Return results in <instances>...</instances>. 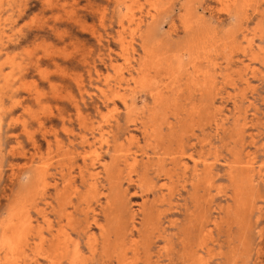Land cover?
<instances>
[{
	"label": "rangeland",
	"instance_id": "rangeland-1",
	"mask_svg": "<svg viewBox=\"0 0 264 264\" xmlns=\"http://www.w3.org/2000/svg\"><path fill=\"white\" fill-rule=\"evenodd\" d=\"M93 147L123 263L83 213ZM66 233L80 264H264V0H0V264H68Z\"/></svg>",
	"mask_w": 264,
	"mask_h": 264
},
{
	"label": "bare ground",
	"instance_id": "bare-ground-1",
	"mask_svg": "<svg viewBox=\"0 0 264 264\" xmlns=\"http://www.w3.org/2000/svg\"><path fill=\"white\" fill-rule=\"evenodd\" d=\"M192 18V17H191ZM189 22V21H188ZM145 51V50H144ZM146 63H143V66H147L148 64H150V62L148 63V61H152V60H154V58H155V55L154 54H152V52L150 51V50H146ZM145 57V56H144ZM148 68H150V67H148ZM143 70V69H142ZM149 71V70H148ZM146 75H147V73H146ZM145 75V76H146ZM147 77V76H146ZM146 77H143V80L144 81H146ZM126 105V108H129V106H128V104L126 103L125 104ZM179 113V112H178ZM141 123V125H142V127H144V131H145V128H146V126H145V124L141 121L140 122ZM147 129V128H146ZM66 133V132H65ZM103 133V132H102ZM104 134V133H103ZM102 136V135H101ZM103 137H105V136H103ZM115 140V139H114ZM47 141V140H46ZM50 142V141H49ZM102 142V141H101ZM104 142V141H103ZM83 143V142H82ZM108 145V144H107ZM90 146V145H89ZM101 147V146H100ZM159 148V147H158ZM167 149V148H166ZM92 151H89L90 153H88V154H86L82 159L85 161V160H89L90 161V163H89V166H86V173L83 175V178H82V181H83V183L84 184H86L87 186H88V193H87V195L85 196V205H86V207H85V210H84V215L86 214V215H88V213L89 212H92L93 213V216H92V221H91V223L90 224H94L95 226H97V228H98V230H99V232H100V238H101V244H102V248L104 249V250H106V251H108V249L110 248L109 247V245L113 242V238H112V236L115 238L114 239V243H117L118 242V240L120 239V238H118V235H119V233H120V231H121V224H120V220L118 219V217L117 216H115V215H113V216H111L110 218H109V220H108V222H106L105 224H102V223H99V221H98V219H97V213H95L96 212V209H94V208H92V200H94V199H96L97 200V202L99 201V199L101 198V196L102 197H104V198H106L107 200L105 201V204H104V206H102L101 205V208L102 209H106V208H110L111 210H113L115 207H116V202H117V198L118 197H116V196H112V197H110V198H108L107 197V195H104V192H100V190H99V183H100V176H101V172H98V170L97 171H95L94 169H95V167H96V165L98 164L99 166H101L100 168H102V172H104L106 175H107V177H109V176H112L110 173H111V168L109 167V166H106V165H102L101 164V161L99 160V151H98V148L97 147H93V149H91ZM87 151V150H86ZM124 151V150H123ZM102 153V152H101ZM83 154V153H82ZM193 154V153H192ZM121 155H123L122 153H121ZM78 156H79V154H78ZM82 156V155H81ZM178 156V155H177ZM72 157H73V155H72ZM71 157V158H72ZM76 157V156H75ZM131 157V156H130ZM125 158V157H124ZM129 158V157H128ZM70 159V158H69ZM174 158H172L171 157V160H173ZM52 160V159H51ZM72 160V159H71ZM216 160V159H215ZM48 161H50V160H48ZM164 161V160H163ZM124 162H128V160H125ZM235 162H237L236 160H235ZM137 163V161H136V159H134L133 160V163H131L130 164V166H134L135 164ZM194 165H197L196 163H197V160H194ZM199 163H200V161H199ZM205 163V162H204ZM86 164V163H85ZM114 164H115V162H114ZM172 165H173V163H172ZM199 165V164H198ZM237 165V164H236ZM71 166H72V164H71ZM70 166V167H71ZM163 166V165H162ZM204 166L206 167L205 168V172H207L208 173V171H211V167H212V163H208V162H206L205 164H204ZM73 167V166H72ZM56 168V167H55ZM80 168V167H79ZM78 168V169H79ZM184 168L186 169L187 168V166H185L184 165ZM81 169H83V168H81ZM85 169V168H84ZM195 169V168H194ZM69 170V169H68ZM120 170V169H119ZM65 171V170H64ZM79 171H81V170H79ZM84 171V170H83ZM121 171V170H120ZM119 171V172H120ZM137 171H138V169H137ZM113 172V171H112ZM115 172H117V171H115ZM161 172V171H160ZM159 172V173H160ZM204 172V173H205ZM67 173H70V172H67ZM80 173V172H79ZM103 173V174H104ZM121 173V172H120ZM64 174V173H63ZM116 174V173H115ZM117 174H119L118 172H117ZM137 174V173H136ZM143 174H145V173H143ZM155 174H157V171L155 172ZM162 174V173H161ZM105 175V176H106ZM125 175V174H124ZM139 175H141V174H139ZM70 176V175H69ZM165 176H166V178H168V180H170L171 182H172V179H173V176L168 172V173H165ZM66 177V176H65ZM106 177V178H107ZM135 177V176H134ZM147 177V176H146ZM202 177V176H201ZM71 178V177H70ZM69 178V179H70ZM103 178V177H102ZM113 178H114V176H113ZM125 178V177H124ZM139 178H140V176H139ZM139 178H137V179H139ZM142 178V177H141ZM145 178V177H144ZM66 179H68V178H66ZM146 179V178H145ZM150 179V178H149ZM210 179V178H209ZM214 179V178H213ZM114 180V179H113ZM143 179H139V182L140 181H142ZM199 181H200V178L198 179ZM205 180V179H204ZM208 180V179H207ZM212 179H210V180H208L207 182L209 183V184H207L208 185V187H210V186H212V181H211ZM73 181V180H72ZM127 181V180H126ZM129 181H132V177L129 175ZM144 181H146V180H144ZM150 182H151V180H149ZM47 182V181H46ZM69 182H70V180H69ZM115 182V181H114ZM138 182V181H137ZM108 183V182H107ZM118 183H120V182H118ZM127 183H128V181H127ZM141 183V182H140ZM206 183V182H205ZM68 185H69V183H67ZM121 184H122V182H121ZM139 184V183H138ZM145 184V183H144ZM64 185V184H63ZM100 185H103V184H100ZM117 185V184H116ZM134 185V184H133ZM137 185V184H136ZM141 185V184H140ZM150 185H151V183H150ZM244 185V184H243ZM48 186V185H47ZM61 186V185H60ZM67 186V185H66ZM65 186V187H66ZM70 186V185H69ZM139 186V185H138ZM147 186V185H146ZM163 186L164 187H166L167 186V190H168V192L169 191H171V186L168 184V183H164L163 184ZM49 187V186H48ZM64 187V188H65ZM110 188H111V186H109ZM108 187V188H109ZM117 187L118 188H120V185H117ZM134 187V186H133ZM64 188H62V189H64ZM73 188V187H72ZM85 188H86V186H85ZM102 188V187H101ZM67 190H68V188H66ZM103 189V188H102ZM117 189V188H116ZM115 189V190H116ZM238 189V188H237ZM58 190H60V189H58ZM115 190H113V193H114V191ZM119 189H117L116 191H117V193H118V195L119 196H121V195H123L122 194V192L120 191V194H119V191H118ZM145 190H146V187H145ZM149 190H151V189H149ZM148 190V191H149ZM39 191V190H38ZM45 191V190H44ZM64 191H66L65 189H64ZM139 191V190H138ZM245 191V190H244ZM28 192H30V191H27V193ZM40 192V191H39ZM41 192H42V190H41ZM140 192V191H139ZM146 192V191H145ZM172 192V191H171ZM46 193V192H45ZM57 193V192H56ZM65 193H67V191L65 192ZM74 194H76V192H73ZM236 193V192H235ZM63 194V193H62ZM61 194V195H62ZM114 194H116V193H114ZM143 194V193H142ZM240 194V193H239ZM246 194V193H245ZM30 194H28V196H29ZM65 195V194H64ZM71 195V194H70ZM73 195V194H72ZM117 195V194H116ZM167 195V194H166ZM172 195V194H171ZM65 196H67V195H65ZM108 196H110V195H108ZM237 196V195H236ZM236 196H234V197H236ZM44 197V196H43ZM233 197V196H232ZM233 197V198H234ZM237 198V197H236ZM27 199V198H26ZM39 199V198H38ZM37 199V200H38ZM119 199V198H118ZM58 199H56V201H57ZM235 200V199H234ZM22 201H24V200H22ZM30 201V200H29ZM43 201V200H42ZM119 201L121 202V199H119ZM28 202V201H27ZM60 202V201H59ZM69 203L68 204H70L71 203V199H70V201H68ZM21 204L19 205L18 204V206H16L17 208H14L15 210H13L12 212H11V219H10V221H9V223H8V226H7V229H11L12 228V226L13 225H16L15 223L16 222H19L20 221V215H22V213L24 212V210L26 209V201H24V203L23 202H20ZM34 203V202H33ZM58 203V202H57ZM123 203H124V201H123ZM65 204V203H64ZM33 205H35V204H33ZM124 205H126V204H124ZM143 205H144V202H143ZM48 206V205H47ZM58 206V205H57ZM140 206H142V205H140ZM120 207H121V205H120ZM124 207V206H123ZM68 208V207H67ZM117 208H119V207H117ZM116 209V208H115ZM114 209V210H115ZM53 210L54 209H52L51 211L53 212ZM149 210V209H148ZM55 211V210H54ZM56 211H57V209H56ZM102 211V210H101ZM105 211V210H104ZM104 211H102V213H104ZM143 211V210H142ZM65 212V211H64ZM69 211H67V213H68ZM55 213V212H54ZM61 213V212H60ZM91 213V214H92ZM235 213V212H234ZM238 213V212H237ZM105 214H106V212H105ZM107 214H108V212H107ZM106 214V215H107ZM56 215V214H55ZM60 215V214H59ZM70 216V215H69ZM74 216V215H73ZM90 216V215H89ZM105 216V215H104ZM56 217V216H55ZM63 217V216H62ZM60 218V217H59ZM106 218H107V216H106ZM45 219V218H44ZM86 219V218H85ZM19 220V221H18ZM22 220H24V219H22ZM31 220V219H30ZM49 220V219H48ZM51 220V219H50ZM60 219H58L57 221H59ZM88 220V219H87ZM25 221V220H24ZM52 221V220H51ZM50 221V222H51ZM71 221V220H70ZM77 222H80V221H78V220H76ZM84 221H86V220H84ZM49 222V221H48ZM89 222V221H88ZM147 222V221H146ZM31 223V222H30ZM22 224V223H21ZM57 224V223H56ZM82 224V223H81ZM246 224H247V222H246ZM19 225H20V222H19ZM43 226H44V224H42ZM51 225V224H50ZM174 225H176L175 223H174ZM22 226H23V224H22ZM89 226V225H88ZM146 226V225H145ZM246 226V225H245ZM47 227V226H46ZM49 227V226H48ZM53 227H55V226H53ZM57 227V226H56ZM85 227H87V226H85ZM84 227V228H85ZM151 227V226H150ZM50 228V227H49ZM133 228H134V225H133ZM243 228V227H242ZM14 229V228H13ZM25 229V228H24ZM58 229V228H57ZM124 229V228H123ZM125 229H127V227L125 226ZM15 230H17V229H15ZM56 230V229H55ZM86 230V229H85ZM26 231H27V229H26ZM30 231V230H29ZM83 232H84V230H82ZM124 231V230H123ZM133 231V229L131 230V232ZM140 232H141V230H139ZM146 231V230H145ZM152 231V230H151ZM244 231V230H243ZM12 232V231H11ZM154 232V231H153ZM156 232V231H155ZM26 232L24 231V234H25ZM52 233V232H51ZM56 233V232H55ZM124 233V232H123ZM127 233V232H126ZM10 236L12 235V234H10V233H8ZM24 234H22V235H24ZM41 234V233H40ZM53 234V233H52ZM57 234H59V233H57ZM125 234V233H124ZM129 234H131V233H129ZM26 235V234H25ZM83 235V234H82ZM99 235V234H98ZM159 235H161L162 236V234L160 233ZM210 235V234H209ZM13 236V235H12ZM15 236V235H14ZM42 237H43V235H41ZM65 237H64V240H63V243H62V247H61V252H62V254L65 256V257H67V259H68V264H80L81 263V261H83V260H81V254H80V252H79V248H78V246H77V244H74V246H73V241H75V240H73L72 239V237H71V235L69 234V233H66L65 235H64ZM85 236H86V234H85ZM84 236V237H85ZM121 236H122V233H121ZM120 236V237H121ZM149 236V235H148ZM20 237H22V236H20ZM24 237H26V236H24ZM23 237V238H24ZM40 237V236H39ZM49 237V236H48ZM77 237V236H76ZM99 237V236H98ZM27 238V237H26ZM81 238V237H80ZM86 238V237H85ZM94 239V241L96 242V241H98L97 240V238L96 237H94L93 238ZM167 239V238H166ZM22 240H25V238L24 239H22ZM56 240V239H55ZM14 241L15 240H11V238H6L4 241H3V243L1 244V246L2 247H4V246H8V247H14V251H16L15 250V248H17V245H15L14 244ZM51 241H53V239L51 240ZM54 242V241H53ZM76 242H78V240L76 241ZM132 241H130V243H131ZM137 242V241H136ZM167 242H168V240H167ZM16 243V242H15ZM40 243V242H39ZM125 244L124 243V241H120L119 242V244H117L116 245V248L113 250V251H108V253H107V257L109 256V257H113V256H117L118 258H119V260L121 261V263H123V262H125L126 260H127V256H128V250L130 249V250H132V252H134V253H138V251L140 250V245H137V243H135V242H132V244ZM14 244V245H13ZM18 244V243H17ZM42 244V243H41ZM40 244V245H41ZM72 244V245H71ZM88 244V243H87ZM167 244V243H166ZM229 244V243H228ZM13 245V246H12ZM38 245V244H37ZM128 245H129V247H128ZM0 246V247H1ZM45 246V245H44ZM53 246V245H52ZM52 246H50V247H52ZM71 246H73L72 247V249H71ZM111 246V245H110ZM133 246V247H132ZM165 246H167V245H165ZM20 246H18V248H19ZM36 247V246H35ZM88 247V246H87ZM99 247V246H98ZM22 248V247H21ZM53 248V247H52ZM100 248V247H99ZM167 248V247H166ZM20 249V248H19ZM37 249V248H36ZM48 250H50L49 249V247L47 248ZM101 249V248H100ZM168 249V248H167ZM170 249V248H169ZM96 250V248L94 247L93 248V250L92 251H95ZM141 251V250H140ZM168 251V250H167ZM12 252V251H11ZM38 252V251H37ZM155 252V251H154ZM93 254H94V252H93ZM221 254V253H220ZM5 255H7V254H5ZM50 256H51V254H49ZM103 255V254H102ZM47 256H48V254H47ZM141 256V255H140ZM37 257V256H36ZM95 257V256H94ZM38 258V257H37ZM51 258H53L52 256L50 257V259ZM99 258V257H98ZM38 260V259H37ZM41 260V259H40ZM59 260V259H58ZM97 260V259H96ZM48 261V260H47ZM50 261H52V260H50ZM87 261V260H86ZM128 261V260H127ZM134 261V260H133ZM132 260L130 261L131 263L133 262ZM139 261V260H138ZM39 262V261H38ZM90 262V261H89ZM111 262V261H110ZM43 263V262H42ZM48 263H49V261H48ZM51 263H53V262H51ZM120 263V264H121ZM41 264V263H40ZM46 264V263H45ZM83 264V263H82Z\"/></svg>",
	"mask_w": 264,
	"mask_h": 264
},
{
	"label": "snow or ice",
	"instance_id": "snow-or-ice-1",
	"mask_svg": "<svg viewBox=\"0 0 264 264\" xmlns=\"http://www.w3.org/2000/svg\"><path fill=\"white\" fill-rule=\"evenodd\" d=\"M213 264H214V262H213Z\"/></svg>",
	"mask_w": 264,
	"mask_h": 264
}]
</instances>
